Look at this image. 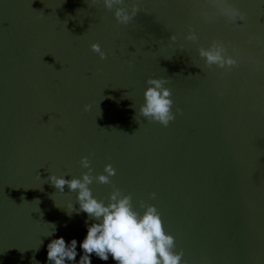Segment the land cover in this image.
<instances>
[{"label": "water", "instance_id": "95a60500", "mask_svg": "<svg viewBox=\"0 0 264 264\" xmlns=\"http://www.w3.org/2000/svg\"><path fill=\"white\" fill-rule=\"evenodd\" d=\"M233 2L244 32L203 22V0H141L126 26L102 0H0V264H51L47 245L61 236L77 240L78 264L87 214L69 216L76 193L47 179L80 178L83 156L93 175L115 168L135 210L157 207L188 264H264V0ZM188 23L198 43L184 40ZM213 39L242 50L239 68L203 67L197 49ZM149 77L168 78L173 112L183 110L168 127L136 116ZM90 188L108 203L112 185Z\"/></svg>", "mask_w": 264, "mask_h": 264}, {"label": "clouds", "instance_id": "9594fccd", "mask_svg": "<svg viewBox=\"0 0 264 264\" xmlns=\"http://www.w3.org/2000/svg\"><path fill=\"white\" fill-rule=\"evenodd\" d=\"M95 5L99 0H90ZM104 7L113 12L116 22L120 25L130 24L139 13L143 12L141 0H102ZM195 15L205 23H215L222 19L225 23L238 29L241 32L246 30L247 13L240 9L233 0H203ZM187 33L184 40L198 43L199 36L193 24H186ZM258 38L255 34L248 36V44L251 45ZM170 44L177 42V36L171 34ZM91 50L98 54L101 60L107 58L99 43L91 44ZM183 48V45H180ZM232 54L229 53V48ZM199 58L203 61V67L212 70L216 69L230 72L239 68L244 59V53L238 46L223 39H213L208 47H198ZM247 61L250 65L260 63L254 55L248 54ZM131 67V61H129ZM196 66V65H195ZM197 67V66H196ZM203 70V69H202ZM169 83L168 78H152L146 80L148 87L144 90V102L139 106L138 113L148 123H159L168 127L170 122L176 119V115H183V110L176 108L173 112L174 101L172 91L165 87ZM243 92L244 89H241ZM218 96L224 95L222 88L217 90ZM90 104L84 106V111L91 109ZM82 168L87 169L80 178L51 174L47 182L50 183L59 193H64L65 186L69 192L76 193V201L79 209L72 203L67 205L69 216L73 212L86 213L87 234L80 242L79 247L83 251L78 264H92L91 256L94 254L102 261H108L109 257L116 264H188L184 259V250H177L175 237L168 233L164 227L161 213L153 204L143 200L139 201L137 211L133 207L132 195L124 192L112 183L111 177L116 174L111 164L104 167L105 174L93 175L91 161L88 156L80 159ZM112 185V191L108 197V203L97 199L90 188L93 182ZM156 193H150V198L155 199ZM38 201V200H37ZM89 221H94L89 223ZM55 226L53 225V232ZM77 240L72 239L66 242L61 236L52 239L47 245V261L51 264H76Z\"/></svg>", "mask_w": 264, "mask_h": 264}]
</instances>
